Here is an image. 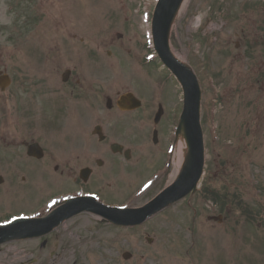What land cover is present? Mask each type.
I'll return each instance as SVG.
<instances>
[{
	"label": "rangeland",
	"instance_id": "374dc122",
	"mask_svg": "<svg viewBox=\"0 0 264 264\" xmlns=\"http://www.w3.org/2000/svg\"><path fill=\"white\" fill-rule=\"evenodd\" d=\"M14 1L0 0V71L6 69L13 77L12 86L0 94V136L39 137L46 130L39 139H45L51 155L61 152L66 143L79 141L71 134L63 135L79 126L78 119L69 116L73 105L61 103L60 115V107L39 108L33 102L35 96L24 93L33 91L28 84L32 72H51L54 76L42 86L50 88L48 94L62 97L54 78L65 68H81L83 62L75 56L99 44L97 60H84L82 66L87 77H97L99 95L111 94L115 102L117 93L129 90L143 99L147 113H156V106H149L153 101L167 112L161 124L165 132L155 147L150 136L147 143L134 131L142 128L141 111L131 117L111 116L113 140L130 145L133 152L128 163L117 160L111 166V198L103 195L111 206H141L170 184L181 168L173 174L175 128L181 111L179 86L149 43L157 0H48L46 19L36 15L32 32L23 38L27 45L20 58L13 46ZM20 2H27L28 8L40 4V0ZM43 32L59 41L35 46ZM170 45L201 87L205 167L197 192L139 230L117 229L83 213L44 238L0 247V264H264V0H188L173 21ZM27 46L28 53L24 52ZM50 49L58 62L37 60L40 51L46 54ZM147 55L155 58L148 63ZM35 102L39 105L38 97ZM22 106L31 116L22 112ZM38 110L42 112L36 119ZM54 115L56 122L50 117ZM51 123L61 127H51ZM54 131L58 136H52ZM1 148L0 153L15 151ZM32 177L34 194L10 199H1L0 194V218L31 213L40 198L76 191L68 175L36 172ZM214 191L228 194L227 205ZM208 216L223 219L207 222ZM146 238L153 240L151 244ZM125 252L131 254L128 261L122 259Z\"/></svg>",
	"mask_w": 264,
	"mask_h": 264
},
{
	"label": "flooded vegetation",
	"instance_id": "af4514ba",
	"mask_svg": "<svg viewBox=\"0 0 264 264\" xmlns=\"http://www.w3.org/2000/svg\"><path fill=\"white\" fill-rule=\"evenodd\" d=\"M14 2L15 27L17 31L15 32L16 39L13 40V46L15 47L14 51L18 53L20 58V56H23L21 55L23 48L27 45L24 43L25 40L23 38L32 32L31 28L36 24L37 21L36 15L42 16L43 20L46 19L45 15L47 13L48 7L44 6V4L47 3L48 0H40V4L37 8H28V6H25V4L28 5L27 2H23L21 5L20 0H15ZM36 38L37 35L35 34L34 39ZM57 41L59 40L48 39V36H46V34L43 32L40 38H37L34 42L36 43L35 46L41 48L42 46L44 47V44L49 45L50 43L52 44ZM80 43L82 44L83 42L81 41ZM108 45L111 46V41L108 43ZM55 46H57V44ZM94 48L95 50L92 49L85 51L84 55L79 54L78 56H75L78 61L82 60V66L85 65L86 60H90L91 62H95L97 60L96 58L98 57L100 45H95ZM24 52L28 53V46ZM25 56L26 55H24V57ZM106 56L110 57L111 52L108 51ZM24 57L22 59H24ZM36 57L39 61L45 60V63H49L52 60H54V62L59 61L58 56L53 55L51 49L46 54L40 51ZM82 66L79 69L76 68L75 71L71 67L70 69L65 68L62 73L59 72V78H54V85L61 86L60 89L63 92L62 97L48 94L50 88L46 89L45 86H42L45 81H47L49 78L51 79L54 76L51 72L41 73L36 71L32 72L31 76H29L30 81L28 84H30V86L32 85L34 88L31 92L29 89L26 90L24 94L35 96L33 102L37 107L43 109H46L45 107H47L48 111H53L55 107H60L57 110V113L60 112L61 115V103L64 105H73L70 107L69 116L74 120L78 119L79 126L74 127L70 133H64L63 135L65 136L71 134L70 136L79 139V141L70 143L68 142L65 144V147L61 152H54L57 153V155H51L52 152H48L43 144V142L45 143V139H42L43 141L39 139L40 136L45 134L46 130L41 131L39 137L33 135L0 136V148L3 147L15 150L12 152L0 153L1 199H10V197L14 198V196L34 194V191L31 189V181L33 179L32 176L35 175L36 172H40L43 175L46 173L56 174L61 177L68 175V178L72 180V188H76L78 192L80 191V195L83 196L84 194H92L100 198L102 202L106 200L103 194L107 193V196L111 198V166L114 168L117 160H122L125 158V153L127 151H129V156H131V147L125 143L122 144L124 150L121 153L113 154L111 152V144L116 143V141L112 140L115 135L114 133L111 134V116L115 115V113H118L119 115L131 117L132 114L141 111V114L143 115L141 116V120H143L146 125L150 126L149 123L153 122L154 119H152L153 110H150V112L147 113L144 110V105L146 104L141 102V108L134 112L123 113L119 111L115 107L113 100H111V94L103 96L99 95V91L97 90L98 88L96 86L97 77H87L86 74L82 72ZM66 72L68 73L65 76ZM11 83H13V77H11ZM120 95L121 94L117 95L116 100ZM40 96H43V98ZM36 97H38L39 105H37L35 102ZM27 101L29 105L34 107L29 99ZM149 106H151V109H154V106H156V109H158L160 106L162 107V104L160 102H151ZM99 108L103 109L102 115L99 114ZM21 110L24 114H29L31 116V114L23 106L21 107ZM40 112L42 111L38 110L36 115L34 113L36 119L40 118ZM166 115L167 112L163 109V116L159 124L165 120L164 118ZM50 117L52 122L57 121L55 115ZM84 122H87V124L90 123V125L83 126ZM127 123H130L129 119L127 120ZM48 125L54 128L61 127V125H57V123H51ZM148 126L144 133V139L148 138L150 132L152 133V137L153 133L155 132L156 139H158L159 135L162 133V129H157L156 127H150L151 129H149ZM141 130L143 131L142 128ZM134 131L137 133L140 130L138 129V131ZM58 133V131H54L52 136H58ZM146 133L148 135H145ZM1 143L10 144L5 147L4 145H1ZM41 143L44 147L41 145ZM85 143L88 144L85 145ZM35 145L40 147L41 154L34 150L30 152L32 156H29L27 154L28 149ZM90 146L93 148V150L90 148ZM19 179L20 183H18ZM106 181H109V183L107 184ZM60 194L54 196L49 195L48 197L40 198L38 203H33L34 213L32 212L31 214H36L35 212L43 210L50 198L57 197ZM78 196L79 195H74V198H77ZM18 214L25 213L21 212ZM18 214L3 216V218H0V222H5L9 218L17 216ZM41 217L43 216L40 215V218Z\"/></svg>",
	"mask_w": 264,
	"mask_h": 264
},
{
	"label": "water",
	"instance_id": "95a60500",
	"mask_svg": "<svg viewBox=\"0 0 264 264\" xmlns=\"http://www.w3.org/2000/svg\"><path fill=\"white\" fill-rule=\"evenodd\" d=\"M183 0H159L152 19V35L154 49L162 64L176 77L180 83L184 96L183 111L180 117L178 132H181L187 145V158L176 181L162 191L155 199L139 209H107L93 203L79 202L66 205L56 210L44 222L35 226L31 223H15L10 227L0 228V232L36 231L41 235L64 219L70 218L84 209L107 219L119 226H136L145 222L149 217L158 213L168 205L186 197L195 189L203 168V140L199 124L200 90L195 76L182 63L174 58L168 45V34L171 22ZM122 97L118 105L126 100ZM133 108L138 107L133 103ZM159 117V115H157ZM82 203V204H81ZM76 204V206H72Z\"/></svg>",
	"mask_w": 264,
	"mask_h": 264
},
{
	"label": "bare ground",
	"instance_id": "6f19581e",
	"mask_svg": "<svg viewBox=\"0 0 264 264\" xmlns=\"http://www.w3.org/2000/svg\"><path fill=\"white\" fill-rule=\"evenodd\" d=\"M187 1L188 0H185L184 1L183 5H182L183 8L185 7ZM176 58L178 60L181 59L179 56H176ZM186 151L187 150H186V146H185V143H184V140H183V136H182V134H179L178 135V138H177V141H176L175 155L173 157L175 159V161H173V166H174V172H173V174H175L176 172H178L179 168L183 164V162L185 160ZM50 264H54V263L52 262Z\"/></svg>",
	"mask_w": 264,
	"mask_h": 264
},
{
	"label": "trees",
	"instance_id": "16d2710c",
	"mask_svg": "<svg viewBox=\"0 0 264 264\" xmlns=\"http://www.w3.org/2000/svg\"><path fill=\"white\" fill-rule=\"evenodd\" d=\"M214 192H215V195L218 198L223 199L224 201H226L228 199L227 197H229L226 192H223V193L221 191H214ZM205 194L208 195L209 194V190H205Z\"/></svg>",
	"mask_w": 264,
	"mask_h": 264
}]
</instances>
